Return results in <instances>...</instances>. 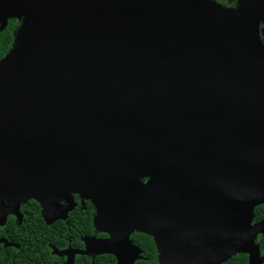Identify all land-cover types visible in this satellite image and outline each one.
Returning a JSON list of instances; mask_svg holds the SVG:
<instances>
[{"label": "water", "instance_id": "water-1", "mask_svg": "<svg viewBox=\"0 0 264 264\" xmlns=\"http://www.w3.org/2000/svg\"><path fill=\"white\" fill-rule=\"evenodd\" d=\"M12 16L21 24L0 59V202L33 198L51 221L80 193L115 236L106 213L133 217L162 264L256 251L264 0H0V30ZM118 240L124 248L114 237L94 246L122 264L132 244L127 232Z\"/></svg>", "mask_w": 264, "mask_h": 264}, {"label": "flooded vegetation", "instance_id": "flooded-vegetation-1", "mask_svg": "<svg viewBox=\"0 0 264 264\" xmlns=\"http://www.w3.org/2000/svg\"><path fill=\"white\" fill-rule=\"evenodd\" d=\"M215 1L218 2L217 0ZM229 1L231 3L230 5H225L222 2L218 3L225 7L234 8L237 6V0ZM11 21L13 23V27L10 30L12 35V47L16 31L21 24V19L14 16L7 18L6 25L0 32L3 31ZM262 27H264V23L260 24V28ZM148 179V177H143L141 181L147 183ZM3 195L4 196L1 197L2 202H0V264H21V261L24 260L22 256L25 255V257L29 258V256H26V249L28 248V252H30L32 246H35L37 243L46 244L44 252L37 254L41 262L40 264H102L100 258L103 256H110L114 260V264H120L119 258L114 253H99L98 250L95 249L94 242L114 237L116 239L115 243H117L116 248H124V244L120 242L118 238L125 232L128 233V239L132 247L126 248V250L121 253L122 264H126V260H130L134 254L133 252L136 250L137 252L131 264H162L160 262L161 253L153 236L135 223L133 217L126 214H119L117 218V215L111 211L106 213L107 219L110 221H117L110 222L109 224H101V226L106 227L107 225L109 229L117 230L119 234L115 236L110 230L107 231L102 229L96 224L95 219L97 213L102 211V206L99 207V205L80 193H71L73 204L64 218H56L51 221H47L43 217V206L37 200L30 198L25 201H20L13 198V196L8 193H3ZM64 202L65 200L63 199L59 200L60 204ZM36 205L39 208L38 214L36 213ZM87 205L91 206L93 215L90 218V230L84 232V230L78 226H82V223H80L84 218L82 210H84ZM255 212L258 214H255ZM36 218L40 219L45 226L60 222L64 228L61 230L41 231L22 229V227L32 224V221ZM263 220L264 202L255 206L251 223L255 224ZM198 227H202L201 221L198 222ZM36 235H41V238L37 239ZM253 242L256 251L253 254L245 250L240 251V253H238L240 257L239 264H264V230L256 234ZM149 243H152L153 252H155V254L149 253ZM22 246H24V248ZM85 251H87V253H85ZM227 260L220 264L225 263Z\"/></svg>", "mask_w": 264, "mask_h": 264}, {"label": "trees", "instance_id": "trees-1", "mask_svg": "<svg viewBox=\"0 0 264 264\" xmlns=\"http://www.w3.org/2000/svg\"><path fill=\"white\" fill-rule=\"evenodd\" d=\"M218 2H222L225 5H230V1L229 0H217ZM13 27V23L12 21L9 23V25L0 32V58L2 56H4L7 51L10 49L11 47V43H12V35H11V28ZM36 213L38 214L39 212V208L36 205ZM255 214H258L255 212ZM82 215H84V218L82 219V221L80 223H82V226H78L79 228H81L82 230H84V232H88L90 230V218L93 215L92 212V208L90 205H87L84 210H82ZM33 223L30 225H27L25 227L26 230H36V231H41V230H61L64 228V226L59 222V223H54L52 225H48L45 226L43 225L42 221L40 219H35L34 221H32ZM37 239L41 238V235H36ZM24 248V246H22ZM46 244H41V243H37L35 246H32V250H30V252H28V248L26 249V256H29V258L22 256V258L24 260L21 261V264H40V260L37 256V254L39 253H43L45 250ZM149 247V253L150 254H155V252H153V245L152 243L148 244ZM100 262L102 264H114V260L112 259V257L110 256H103L100 258ZM240 263V257L239 254H235L232 255L225 263L223 264H239Z\"/></svg>", "mask_w": 264, "mask_h": 264}]
</instances>
